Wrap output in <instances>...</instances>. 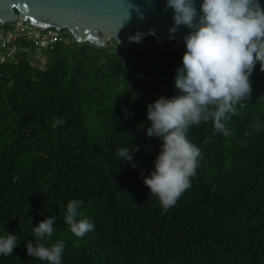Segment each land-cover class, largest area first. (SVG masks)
I'll list each match as a JSON object with an SVG mask.
<instances>
[{
	"label": "trees",
	"instance_id": "obj_1",
	"mask_svg": "<svg viewBox=\"0 0 264 264\" xmlns=\"http://www.w3.org/2000/svg\"><path fill=\"white\" fill-rule=\"evenodd\" d=\"M64 34L45 70L23 60L0 63V236L6 229L20 240L0 264H48L29 257L25 244L49 216L56 229L44 243L65 242L62 264H264L259 63L251 99L245 108L235 105L230 136L216 132L211 120L191 127L202 157L191 187L163 212L143 182L162 144L147 135V105L177 94L185 44L149 37L123 49ZM55 117L65 124L54 129ZM130 145L139 150L123 161L117 150ZM70 199H82L78 219L95 224L82 238L64 223Z\"/></svg>",
	"mask_w": 264,
	"mask_h": 264
},
{
	"label": "clouds",
	"instance_id": "obj_2",
	"mask_svg": "<svg viewBox=\"0 0 264 264\" xmlns=\"http://www.w3.org/2000/svg\"><path fill=\"white\" fill-rule=\"evenodd\" d=\"M169 8L174 13L169 32H177L181 25L189 32L183 37L186 50L182 67L176 69L174 77L177 94L161 96L147 105V119L151 122L147 135L159 138L162 144L154 161L155 170L143 177L163 212L175 206L191 187L190 178L195 177L198 157H202L200 148L188 136L191 127L211 120L216 132L230 136L233 130L228 125L238 111L235 105L245 108L251 99L250 77L257 63L264 71V8L258 0H202L199 10L196 0H166L164 10ZM140 40L139 33L129 37L130 42ZM65 122L64 118L55 117L52 127ZM254 127L260 131L261 122L257 120ZM138 150L139 146L121 147L117 156L133 161L132 153ZM137 166L132 164L134 169ZM83 205L82 199L68 200L63 217L77 238L95 229L90 218L78 219ZM55 219L49 216L32 227L35 241L25 244L29 257L62 264L65 242L56 240L48 246L44 243L53 237ZM19 244L18 235L5 229L0 236V255L11 256Z\"/></svg>",
	"mask_w": 264,
	"mask_h": 264
},
{
	"label": "water",
	"instance_id": "obj_3",
	"mask_svg": "<svg viewBox=\"0 0 264 264\" xmlns=\"http://www.w3.org/2000/svg\"><path fill=\"white\" fill-rule=\"evenodd\" d=\"M264 8V0H258ZM202 0H196V6ZM166 0H0V25L19 17L40 27L68 30L78 42L105 46L115 41L123 49L136 42L129 37L141 34V40L154 37L160 45L185 44L189 29L181 25L175 33L173 10H164ZM118 40V41H117ZM140 40V41H141Z\"/></svg>",
	"mask_w": 264,
	"mask_h": 264
},
{
	"label": "built area",
	"instance_id": "obj_4",
	"mask_svg": "<svg viewBox=\"0 0 264 264\" xmlns=\"http://www.w3.org/2000/svg\"><path fill=\"white\" fill-rule=\"evenodd\" d=\"M65 29L34 26L19 17L0 25V63L25 61L30 67L45 70L47 54L67 38Z\"/></svg>",
	"mask_w": 264,
	"mask_h": 264
}]
</instances>
